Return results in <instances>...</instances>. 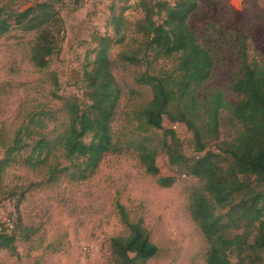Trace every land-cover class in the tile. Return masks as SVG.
Returning a JSON list of instances; mask_svg holds the SVG:
<instances>
[{"label":"trees","instance_id":"1","mask_svg":"<svg viewBox=\"0 0 264 264\" xmlns=\"http://www.w3.org/2000/svg\"><path fill=\"white\" fill-rule=\"evenodd\" d=\"M198 5V0H178L173 5L140 0L144 17L135 23L125 17L126 8L112 14L114 35L96 38L95 58L84 71L89 105L82 108L76 100H65L68 125L54 140L42 133L45 124L34 117L9 140L0 133L4 152L0 179L8 169L23 166L45 171L50 184L62 178L86 181L107 154L122 151L113 133L122 89L110 55L132 34L137 46L124 47L118 57L128 65L146 66L135 81L151 89L152 99L135 108V138L130 142L146 172L157 177L162 187L175 183L176 178L161 176L157 158L162 149L171 167L201 181L191 194L190 209L208 244L207 264H234L232 258L237 264H264V58L250 55L247 34L228 33L236 37L231 98L223 88L212 86L225 48L220 41L206 44L191 26ZM61 24L49 0L23 11L0 5V39L15 28L36 33L30 60L40 70L48 69L51 58L60 52ZM159 61H172L173 68L156 70L154 63ZM224 115L233 126V136L217 151L208 150L220 140ZM165 117L192 133L194 158L183 154L173 129L163 132L160 148L153 146L152 134L163 130ZM117 210L125 233L110 241L112 264H148L159 250L144 220H132L121 204ZM13 230H0V252L16 251Z\"/></svg>","mask_w":264,"mask_h":264},{"label":"rangeland","instance_id":"2","mask_svg":"<svg viewBox=\"0 0 264 264\" xmlns=\"http://www.w3.org/2000/svg\"><path fill=\"white\" fill-rule=\"evenodd\" d=\"M43 0H0L17 11ZM58 10L62 24L57 39L60 52L51 58L50 67L37 69L30 60L36 33L15 28L0 39V133L7 140L34 117L45 124L42 131L50 140L61 135L68 125L67 99L82 108L89 105L84 71L94 60L98 36H113L112 14L132 23L142 19L140 0H49ZM169 2L178 0H154ZM198 9L190 24L203 42L220 41L225 48L212 86L228 93L237 67L236 37L247 34L250 55L264 58V0H198ZM137 37L128 35L125 45L111 51L114 76L122 89V98L113 123V133L122 151L107 154L97 171L86 181L62 178L50 184L45 171L23 166L8 169L0 179V222L10 221L16 236V251L0 252V264H112L110 241L125 233L117 210L123 205L134 221L143 219L151 233L158 255L148 264H207L208 244L195 223L190 197L200 180L184 175L169 164L165 151L159 149L157 164L161 176L176 178L168 188L146 172L131 145L135 135V108L149 102L152 92L135 79L146 71L122 63L119 54L126 46L135 47ZM172 61L154 63L156 70L172 69ZM220 140L209 145L217 151L222 142L232 138L234 129L223 117ZM173 129L190 158L196 153L192 133L184 124L164 118L163 130L154 131L153 146L160 148L163 132ZM90 139L87 138L88 142ZM0 147V160L3 158ZM59 155V154H58ZM234 264L238 261L232 258Z\"/></svg>","mask_w":264,"mask_h":264},{"label":"built area","instance_id":"3","mask_svg":"<svg viewBox=\"0 0 264 264\" xmlns=\"http://www.w3.org/2000/svg\"><path fill=\"white\" fill-rule=\"evenodd\" d=\"M86 3H91L93 2V0H84ZM12 229L13 228V225L10 223V221H6L4 223H1L0 222V230H3V229Z\"/></svg>","mask_w":264,"mask_h":264}]
</instances>
